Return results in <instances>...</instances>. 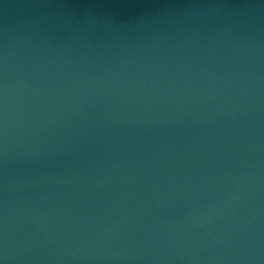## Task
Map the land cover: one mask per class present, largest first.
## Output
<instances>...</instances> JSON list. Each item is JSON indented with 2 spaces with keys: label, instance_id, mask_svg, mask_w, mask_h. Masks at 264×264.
I'll list each match as a JSON object with an SVG mask.
<instances>
[{
  "label": "water",
  "instance_id": "1",
  "mask_svg": "<svg viewBox=\"0 0 264 264\" xmlns=\"http://www.w3.org/2000/svg\"><path fill=\"white\" fill-rule=\"evenodd\" d=\"M5 264H264V0H0Z\"/></svg>",
  "mask_w": 264,
  "mask_h": 264
},
{
  "label": "clouds",
  "instance_id": "2",
  "mask_svg": "<svg viewBox=\"0 0 264 264\" xmlns=\"http://www.w3.org/2000/svg\"><path fill=\"white\" fill-rule=\"evenodd\" d=\"M0 264H5L4 258H0Z\"/></svg>",
  "mask_w": 264,
  "mask_h": 264
}]
</instances>
